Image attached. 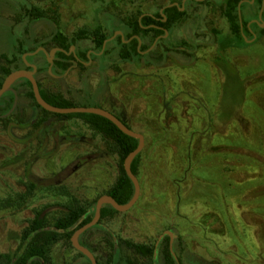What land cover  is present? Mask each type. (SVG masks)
Instances as JSON below:
<instances>
[{
	"label": "rangeland",
	"instance_id": "374dc122",
	"mask_svg": "<svg viewBox=\"0 0 264 264\" xmlns=\"http://www.w3.org/2000/svg\"><path fill=\"white\" fill-rule=\"evenodd\" d=\"M26 1L48 9L59 26L50 19L28 23ZM172 1L0 0V78L2 67L10 68L4 57H20L14 38L24 39L27 49L35 51L56 30L71 36L101 23L110 34L120 31L128 16L155 13ZM213 3L208 0L199 12L193 9L171 30L170 44L191 38L201 43L195 60L174 54L164 60L154 57L149 65L117 62L105 68L94 60L61 78L53 70L36 77L47 90L77 106L108 110L145 137L139 201L102 221L117 242L155 245L171 231L181 264H264V39L234 48L227 21ZM45 47L54 50L52 43ZM37 60L46 67L44 60ZM26 65L24 61L21 68ZM233 71L238 77L231 76ZM24 82L13 84L21 94L13 123L22 119L27 127L10 133L0 125V197L10 194L8 185L17 193L28 191L26 159L11 164L25 153L36 160L31 175L42 184H60L87 203L107 195L119 177L117 154L83 120L35 111ZM38 111L37 120L47 117L41 133L28 125ZM222 112L228 118L220 119ZM31 133L28 143L17 141ZM183 144L185 154H193L196 169L189 172L176 167ZM41 190L28 205L0 213V253L18 247V237L36 209L49 224L65 213L62 204L68 196ZM79 240L96 256L106 258L112 251L111 238L100 228L84 232ZM167 248L162 247L161 263ZM122 250L135 264H149L126 246ZM89 263L71 241L55 245L49 257V264Z\"/></svg>",
	"mask_w": 264,
	"mask_h": 264
},
{
	"label": "trees",
	"instance_id": "16d2710c",
	"mask_svg": "<svg viewBox=\"0 0 264 264\" xmlns=\"http://www.w3.org/2000/svg\"><path fill=\"white\" fill-rule=\"evenodd\" d=\"M25 3L26 5H24L23 11L25 12V18L28 20V23H31L35 20L50 19L55 26H59L56 19H51V17L48 16L50 15L48 9L37 6L36 4L34 5L30 1H26ZM238 3L239 0H225L223 10L225 16L229 19L232 29L229 44H235L237 47H244L248 44H246L241 33V25L237 10ZM154 16L156 19L146 13H141L139 16H128L125 18V20H122L121 27H119L123 34L117 36L115 40L109 42L106 45L105 41L112 38L115 34V31L107 34L109 30L106 31L105 26L101 23H98L92 29H81L78 33H76V35H73L72 37L67 36L60 30H56V32H54L46 42L39 43L37 46H46L48 43H56L60 48L63 49V51L58 52L57 59L53 67V71L57 75H62L68 70L70 65H72V62L69 60H76L73 55H67L70 46L72 45H76L78 47L77 53L82 60H89L86 55L87 50L84 49L81 40L90 41L93 50L91 55L93 61L96 60L100 62L101 66L104 68L115 65L117 62L130 64L142 63L149 65L153 61L154 57L158 56L160 60H164L166 58H172L174 54L186 56L189 59L195 60L201 43L194 38L186 39L176 45L170 44L169 40L162 38L157 43L156 48L152 52H149L154 39L159 35L165 34L163 31L159 30V28L151 27V25L165 27L167 29L175 28L184 21L186 13L181 12L180 7L174 6L166 7L163 11V14H161L160 10L156 11ZM165 17L167 18V23L163 22ZM13 40L17 44V51L20 57H4L5 60L10 64V68L5 66L2 67L4 76L0 78V89L3 86L6 77L13 71L21 69V64L24 65L23 56L27 53L35 52L33 50L27 49V43L24 39L14 38ZM140 41L143 42L141 48H139ZM115 56H117V59H115ZM27 61L30 62L31 58L27 57ZM226 63L228 64V68H231V64H229L228 61H226ZM45 65L46 67L39 68V73L44 71L48 72L49 64L45 62ZM80 65L81 67H84L82 64ZM237 67L240 72H242L240 69L241 65H237ZM233 73L234 74L231 72V76L235 75L238 77L239 74L237 71H233ZM23 80L25 82L21 86L27 85L30 88L26 95L35 103L33 106L35 111H42L46 116L52 115L54 118L66 117L71 119H81L92 129L98 132V134L102 135V137L107 142V146H109L113 153L117 154L120 160L119 177L107 195L112 196L113 199L120 205H127L134 196L135 186L126 173L124 163L126 158L138 148L139 140L124 134L109 119L100 115L89 113L60 115L47 112L37 103L31 83L26 79ZM38 83L43 99L49 104L60 108H70L77 106L73 103V101L67 99L63 95L49 91L44 88L39 81ZM13 87L18 91L19 97H21L19 91L20 87ZM14 102L15 95L12 92L6 93L0 99V125H4L7 128L6 130L10 133L17 127L20 129H25L27 127V123H25L22 119L18 120L19 124L13 123V118L17 115V112L6 118L1 117L7 115L11 111ZM39 111L36 112L35 118L30 123L28 122V125L35 126V129H38V132L41 133L43 126L47 121V117L37 120L40 115ZM227 116L228 112L226 114L222 112L220 119L228 118ZM122 122L126 124L123 120ZM126 126L128 125L126 124ZM32 137L33 135L31 133L30 135H27V137L17 138V141L21 143H28L26 141L32 140ZM185 145L186 144H183L179 147L176 162L178 165L176 167L178 168L183 166V168L189 172L194 168V163L192 160L193 154L192 152H189V157L185 154L183 151ZM26 155L27 154L25 153L15 160H11V164H15L16 162L26 159V178L28 179V182L26 181V183L29 187L28 191L26 193H17L16 191L10 189L8 185L7 192L10 194L0 197V213L6 212L9 209L16 207L28 205L33 200V193L39 188H43L41 191L45 195L56 197L68 196L69 200L66 204H62L65 207V213L53 224L48 223L41 209H36L34 217L28 220L27 225L21 231L18 237V247L10 253H0V264H49V257L55 245L63 241H71V238L75 232L90 223L95 215L97 200L87 203L81 199H78L72 194H69L67 188L60 186V184L49 183L48 185H44L40 180L33 179L31 175L32 166L35 164L36 160L34 158L28 159ZM143 159L144 153L142 152L131 162V169L138 179L140 178ZM174 171L180 173L176 170ZM195 171L198 172L200 170ZM175 172L172 171V174H175ZM4 191H6V189ZM117 214H119V212L115 208H113L111 205H106L102 208L101 220L104 221L106 219H110ZM80 220H82V223H79ZM98 228L102 229L105 234L111 238L110 245L112 251L106 258L95 255L97 264H135L133 259L124 258L122 253L123 246L131 249L139 257L147 259L149 264H181L180 259L175 254V250L170 249V236L168 234H163L164 237L159 245H157V243L155 245H150L148 243H133L130 241L120 243L119 240L117 242L116 236L110 231L109 228L103 224L98 226ZM80 242L82 245H84L81 240ZM166 245H168V248L164 252V263H161L160 257L162 247ZM89 264H91V262Z\"/></svg>",
	"mask_w": 264,
	"mask_h": 264
},
{
	"label": "flooded vegetation",
	"instance_id": "af4514ba",
	"mask_svg": "<svg viewBox=\"0 0 264 264\" xmlns=\"http://www.w3.org/2000/svg\"><path fill=\"white\" fill-rule=\"evenodd\" d=\"M213 1H214V3L212 5L214 6V8H216L219 12H221L223 14V17L227 21L226 22L227 23V27H228V30H229L230 35H231V32H232L231 24L229 22V19L225 16L224 10H223V6L225 4V0H213ZM207 2H208V0H173L171 2V4L163 7L160 10V12H161V14H163V11H164V9L166 7H174V6L180 7L181 12L186 13V17H185L184 21L181 23V24H183L185 22V20L187 18H189L190 13L192 12L193 9H196L197 10L196 12H199L198 11V8L203 9L204 5ZM237 10H238V17H239V21H240V25H241V33H242V35H243V37L245 39L246 44H248L249 46L250 45L257 44V43L259 44L260 41H261L260 39H262V40L264 39V0H239V3L237 5ZM146 14L151 15L153 18L156 19V17L154 16V13H146ZM196 15H198V13H196ZM142 17H143V15H142ZM158 20H160V19H158ZM163 22L164 23H167V18L166 17L163 19ZM151 27H157V28H159V30L163 31L165 34L164 35H159V36H157L154 39L153 44H152V47L150 48L149 52H152L156 48L157 43L162 38H164L166 40H170L171 30L174 29V28L167 29L165 27H160V26L158 27L156 25H151ZM246 29H247V31H246ZM117 32H122V31H116L115 34H114V36L116 35ZM122 34H123V32H122ZM72 36L73 35H71V37ZM117 36H119V35H117ZM113 37L110 38V39H108V40H106L105 41V45L108 44L109 42H112L113 40L116 39V37L114 39H113ZM81 42H82V44L84 46V49L87 50L86 51V55H87V57H88L89 60L88 61L82 60L78 56V53H77L78 52V47L76 45L70 46V49H69V52L67 53V55L68 56L73 55L76 58V60H74V61L73 60H69L70 62H72L71 63L72 65H70V67L68 68V70L64 74H62V75H57L56 74L57 77L61 78V77L65 76V75L69 74L74 68L80 67L81 66L80 64H82V66H86V65H90L93 62V59L91 57V55L93 53V50H92V46L90 44V41H88V40H81ZM140 43H141V45H140ZM140 43H139V48H141L143 42L140 41ZM52 44H54V48H53L54 50H59V51H55L53 53V63L52 64L50 63V57H51V53L54 50L50 51L45 46H39L38 48H36L35 52H33V53L32 52L31 53H27V54H29L28 57L31 58L30 63L32 65H34V66L37 67L36 76H37V74L39 72V67H40L39 65H40V62H41L40 61V62L37 63V61H38L37 58H39V60H44V62H47L49 64V69L52 66V70H53L55 61L57 59L58 52L63 51V49L60 48L58 44H56V43H52ZM40 48H44L45 51L47 52V54L45 52L41 51ZM234 48H240V49H242L244 47H237L236 46ZM49 69H48V73H49ZM28 70L29 71H33V68L30 67V68H28ZM99 199H97V202H98ZM96 205H97V203H96ZM104 206H106V204ZM95 214H96V207H95ZM94 217H95V215H94ZM94 217H93V219H94ZM101 221L102 220L100 219L99 223L96 226H94L93 228H91V229L98 228V226L102 225ZM79 223H82V220H80ZM91 229H89V230H91ZM169 232H171V231H166L164 234L167 235ZM163 237H164V235H161L159 237V240L157 241V245H159V243L161 242V240L163 239ZM174 237H175V235L173 233V237L170 236V249L171 250H173V249L175 250V240H174ZM79 242H80V240H79ZM80 244H81V242H80ZM84 247H86V246H84ZM80 254H82V253H80ZM175 254H176V252H175ZM94 256H95V254H94ZM95 258H96V256H95Z\"/></svg>",
	"mask_w": 264,
	"mask_h": 264
},
{
	"label": "water",
	"instance_id": "95a60500",
	"mask_svg": "<svg viewBox=\"0 0 264 264\" xmlns=\"http://www.w3.org/2000/svg\"><path fill=\"white\" fill-rule=\"evenodd\" d=\"M117 35H122V32H117L116 35L113 37V39ZM140 45H141V43H140ZM40 50L47 54V52L45 51L44 48H40ZM55 51H59V50H54L51 53V57H50V63L51 64L53 63V53ZM28 56H29V54H25L23 56V60L27 64L26 68L13 71L11 74H9L6 77L2 88L0 89V99L8 92H12L15 95V102H14L13 108L11 109V111L7 115L1 116L2 118L8 117L11 114H13L15 112L17 106H18V103H19V94H18V91L13 87V84L19 80L26 79L32 85L34 96H35L37 103L47 112L54 113V114H60V115H70V114H78V113H82V114L83 113L84 114L89 113V114L100 115V116H103V117L109 119L124 134L139 140L138 148L126 158L125 163H124L126 173H127L128 177L132 180V182L134 183V186H135V193H134L132 200L127 205H120L119 203H117L113 199L112 196H110V195L102 196L97 202L96 214H95L94 219L89 224L85 225L83 228H81L80 230L75 232V234L73 235V237L71 239L73 246L75 247V249L78 252L82 253L85 257H87L90 260L91 264H97V260L94 256V254L88 248H86L80 244L79 237L85 231L93 228L94 226H96L99 223V221L101 219V211H102V208L105 204L109 203L118 212H126V211L130 210L139 201V198L141 195V184H140L139 179L137 178V176L133 173V171L131 169V162L136 156H138L140 153H142L144 146H145V137L142 134L137 133L133 129L126 126V124H124L122 122V120L119 117H117L115 114H113V113H111L108 110H105L103 108L83 107V106H75V107H70V108H60V107L53 106V105L49 104L48 102H46L40 93L39 83H38L37 78H36L37 67L32 65L31 63H29L27 61ZM30 67L33 68V71L28 70V68H30ZM49 73L50 74L52 73V66L49 69ZM168 234L171 237H173L172 232H169Z\"/></svg>",
	"mask_w": 264,
	"mask_h": 264
}]
</instances>
